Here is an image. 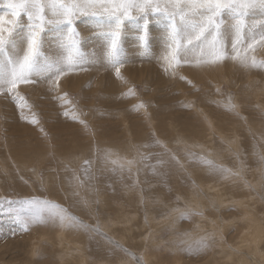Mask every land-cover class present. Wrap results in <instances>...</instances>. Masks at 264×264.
Listing matches in <instances>:
<instances>
[{"label":"rangeland","instance_id":"obj_1","mask_svg":"<svg viewBox=\"0 0 264 264\" xmlns=\"http://www.w3.org/2000/svg\"><path fill=\"white\" fill-rule=\"evenodd\" d=\"M8 3L0 0L5 19H11ZM247 19L256 23L264 18L251 10ZM164 23L151 19L147 54L136 44L135 29H126L128 59L120 76L100 63L86 64L84 70L67 72L58 84L35 78V83L19 85L15 91L23 100L15 92L0 91V264H77L80 257L86 264H120L125 258L150 264L147 252L155 264H232L240 256L241 264H264L263 252L246 253L234 244L235 226L221 229L222 237L211 236L208 227L199 229L194 216L205 211H192L195 195L189 190L196 179L226 189L232 203L219 207L218 214L207 211L211 219L239 214L237 202L243 200L264 221V175L257 169L264 166V41H251L259 56L249 54L247 41H241L237 52L247 54V65L240 64L236 74L225 67L239 61L232 59L236 53L230 46L229 57L221 62L193 65L192 59L187 66L198 67V79L190 75L191 67L163 59ZM75 27L82 51H97L94 22L81 16ZM156 49H162L160 57ZM45 50L54 54L55 46ZM253 59L258 66H251ZM227 97L236 98L238 108L223 103ZM223 136H234L238 151L228 149ZM201 144L220 152L212 159L219 154L223 160L202 156ZM29 198L59 205L87 227H68L67 221L62 226L57 218L22 231L4 213L19 205L5 202ZM133 210L139 212L136 218L130 216ZM149 210L159 218L169 212L173 226L156 222L160 232L154 234ZM170 210L180 214L177 223ZM128 216L132 233L126 236L119 229ZM61 230L65 241L59 244ZM153 235L156 250L149 247ZM224 246L234 256L225 257L226 262L216 254Z\"/></svg>","mask_w":264,"mask_h":264},{"label":"snow or ice","instance_id":"obj_2","mask_svg":"<svg viewBox=\"0 0 264 264\" xmlns=\"http://www.w3.org/2000/svg\"><path fill=\"white\" fill-rule=\"evenodd\" d=\"M8 8L11 19L0 16V91L15 92L20 100L23 97L15 91L19 85L35 83V78L58 84L67 72L84 70L86 64L100 63L120 76L128 59L126 29H135L136 44L147 54L151 19L165 22L163 59L169 65L187 63L190 58L215 64L229 57V46L236 53L232 59L240 58L247 65L237 46L241 41L256 42L257 37L264 41V19L256 23L247 19L251 10L264 18V0H9ZM81 16L95 25L93 35L99 47L91 54L82 51L78 39L75 22ZM46 45L55 46L54 54L45 50ZM251 66H258L254 59ZM200 162L215 167L203 158ZM5 203L19 205L18 209H4V213L10 214L22 231L57 218L62 226L67 221L68 227H87L47 200Z\"/></svg>","mask_w":264,"mask_h":264},{"label":"bare ground","instance_id":"obj_3","mask_svg":"<svg viewBox=\"0 0 264 264\" xmlns=\"http://www.w3.org/2000/svg\"><path fill=\"white\" fill-rule=\"evenodd\" d=\"M258 38V37H257ZM158 39H154V43H156V42H158V41H160V40H158ZM250 40H247V43L248 44H250L251 43V41L249 42ZM262 42V41H261ZM263 43V42H262ZM243 46V45H242ZM257 47V46H256ZM244 49V48H243ZM248 50H249V54H252V53H256L257 55L256 56H259L260 54H259V52L258 51H256V50H254V48H253V46H252V50L250 49V48H248ZM251 50V51H250ZM263 50V49H262ZM161 51H162V49L161 50H159V49H156L155 50V54L157 55V57H160V54H161ZM241 51V50H240ZM263 53V52H262ZM247 56V54L245 55L243 52H241L240 53V57L241 58H243V57H246ZM253 58H255V56H253ZM158 59V58H157ZM161 61V60H160ZM191 61H192V58H190V62H187V63H185V62H181V67L182 66H186L185 68L186 69H190V68H188V67H191V66H187V64H189L190 63V65H191ZM235 61V60H234ZM192 63H194L193 65H196L197 64V62H196V60L195 61H192ZM240 64H242L243 65V63H241V59L239 58V61L237 62V65L235 64L234 66H231V67H227V66H225L226 67V69L229 71V72H234L233 70H235ZM179 65V66H180ZM232 67H233V69H232ZM192 69H193V71H190L189 72V70H188V72L190 73V75L192 76V77H194V78H200V73H196V71H197V69H198V67H191ZM239 68V67H238ZM184 69V68H183ZM253 69H255V68H253ZM186 72V71H185ZM188 72H186L187 74H188ZM235 73V72H234ZM236 74V73H235ZM259 87L260 86H262V84L261 85H258ZM260 91H264V89H262V90H260ZM227 99V101H224V99L222 100V102L223 103H226V104H229V102L232 104V105H234V107L235 108H238V102H237V99L236 98H226ZM226 104H225V106H226ZM258 104H261V102H259ZM263 104V103H262ZM224 105V104H223ZM238 110V109H237ZM246 112V111H245ZM242 116V115H241ZM248 117V116H247ZM245 119V118H244ZM248 120H249V118H247ZM215 124V123H214ZM245 124V123H244ZM248 126H250V125H248ZM256 132V131H255ZM225 134V133H224ZM223 139L227 142V146H228V149L230 148V150H232V148L235 150L236 149V151H238V148H239V145L237 144L238 142H236V140H235V137L234 136H223ZM203 146H205V145H203V144H201L199 147L201 148V154H202V156H204L205 158H207V159H210V160H214V161H220L221 162V160H223L222 158H220V155L219 154H216L215 155V159H212L211 158V156L213 155V153H220V152H216V150H214V149H208V148H204ZM233 152V151H232ZM235 152V151H234ZM39 162V161H38ZM37 165V164H36ZM258 166H259V164H257ZM257 169L258 170H260L261 171V176H263L264 175V166H263V164H261L260 165V167H257ZM225 173V172H224ZM229 175V174H228ZM228 175H226V176H228ZM224 177V176H223ZM229 177V176H228ZM232 178V177H231ZM262 178V177H261ZM260 178V179H261ZM227 179H229V178H227ZM226 181V180H225ZM231 181V180H230ZM229 181V182H230ZM226 182H228V181H226ZM263 185H264V182H263ZM234 187V186H233ZM189 190H190V192L192 193V194H194L195 195V204H194V207H193V212H197V210L198 209H202V210H204L205 212L203 213V214H200V215H198V214H196V216H194V222H195V224H196V226L197 227H199V229H205L206 227H208V229H210L211 231H212V233L210 234L211 236H218V237H222L221 236V229H223V230H226V228H229L228 226H235V228H238L239 229V232L237 233L238 234V236H236L237 238H236V240L234 241V244L235 245H237V246H239L240 248H242V249H244V250H246L247 252L246 253H248V252H260L261 251V253L263 252L264 253V247L261 245V243L263 242V240H264V221L263 220H261V218L258 216V215H256V213L252 210L253 208H252V206H250V205H248V204H246L245 203V201H243V200H240V201H238L237 202V206L239 207V210H240V213L239 214H230V215H227V216H218V215H215V216H213V218L211 219L210 217H208L207 216V211H210V210H212V211H214V212H216V211H220V209H219V207H223L224 205L225 206H228L230 203H232L231 201H230V199L229 198H227L226 197V195H227V191H226V189H222V188H219V187H217L216 185H212V184H209V183H206L205 181H202V180H198V179H196V182L189 188ZM249 197H250V200H253L254 199V197L251 195V194H249ZM105 199V198H104ZM264 199V198H263ZM136 206H137V204H136ZM167 209H169V208H167ZM223 209H224V207H223ZM255 211H257V210H255ZM263 211H264V209H263ZM166 212V211H165ZM164 212V214L162 213L161 215L163 216V218H159V217H156V216H154V212H152V211H148L147 213H149L150 214V217H151V219L150 218H148V219H150L151 220V224L154 226V228H156V230H155V233L154 234H159L158 232H160V229L158 228V225L159 226H165V224L167 223V224H171V223H169V221H170V214H169V212H166L165 213ZM172 212V214H171V216L172 215H175L176 214V218H175V223H177V221H178V219H179V216H180V214H178L177 212H175L174 210H170V213ZM258 212V211H257ZM217 213V212H216ZM139 214V212L138 211H136V210H133L132 211V213L130 214V216H131V218H132V216H134V215H138ZM145 214H146V212H145ZM218 214V213H217ZM148 216V215H147ZM133 218H136V216H134ZM172 219H173V217H171ZM171 219V220H172ZM135 220V219H134ZM144 220V219H143ZM147 220V219H146ZM205 220H208V223L207 224H205L204 222H205ZM113 221H115L114 219H113ZM130 221H131V219L129 218V216H128V220H126V222H120L121 223V228L119 229V232L120 233H122L123 235H126V234H131L132 233V228H131V224H129L130 223ZM173 221V220H172ZM239 221H240V223H239ZM156 222H158V225H156ZM111 223H112V221H111ZM111 223H110V225H111ZM137 223V222H136ZM172 223H174V222H172ZM174 223V224H175ZM242 224V226H240ZM173 225L171 224V227H172ZM170 227V226H169ZM111 228V226L108 228V229H110ZM246 228L247 230H244V229ZM134 230V229H133ZM138 231V230H137ZM58 233H59V237H58V243L59 244H62L64 241H65V236H64V234H63V232H62V230L59 232L58 231ZM205 233V232H204ZM223 233H225V232H223ZM58 235V234H57ZM197 235V234H196ZM200 235V234H199ZM223 235H225V234H223ZM126 236H128V235H126ZM203 236H206V234L205 235H202V237ZM208 236V235H207ZM210 237V236H209ZM225 238V237H224ZM218 239V238H217ZM222 239V238H221ZM220 239V240H221ZM143 240H145V239H143ZM210 240V242L212 241V239L210 238L209 239ZM223 240V239H222ZM221 240V241H222ZM54 241H55V239H54ZM141 241V240H140ZM151 243L149 244V247L151 248L152 247V249H155V247H157V243L158 242H156L155 241V236L153 235L152 237H151V239L149 240ZM228 241V240H227ZM56 242V241H55ZM176 242V241H175ZM215 241L213 240V243H214ZM212 243V242H211ZM212 243V244H213ZM229 243V242H228ZM231 244V243H230ZM232 244H233V242H232ZM263 244H264V242H263ZM56 245H57V243H56ZM218 245V244H217ZM226 245V244H225ZM78 246V245H77ZM140 246V245H139ZM220 246V245H219ZM227 246H229V245H227ZM227 246H224L219 252H216V254H219L218 256H217V258L219 257V256H222V257H224V261H225V257H227V258H231V257H234L231 253H229L230 252V247H232L231 245H230V247H229V249H227V248H225V247H227ZM239 247L237 248V249H239ZM234 248H236V247H234L233 246V249ZM75 249V248H74ZM156 250V249H155ZM231 250H232V248H231ZM218 251V250H217ZM234 251V250H233ZM235 252V251H234ZM214 253H215V251H214ZM239 253V252H238ZM244 253V252H243ZM35 253L33 252V255H34ZM245 254V253H244ZM258 254V253H257ZM58 255H59V257L61 258V260H63V259H66V254L64 253V252H58ZM83 255V254H82ZM151 255V254H150ZM239 255H241V254H239ZM243 255V254H242ZM254 255V254H253ZM145 256H146V258L148 259V262L150 263V264H155V263H153V261H151V257L149 256V254H148V252L147 253H145ZM248 257H250V256H248ZM255 257H256V255H255ZM258 257V256H257ZM256 257V258H257ZM243 257H239V258H237V260L236 261H234L233 263L234 264H239L240 263V261H241V259H242ZM260 258V257H259ZM131 259V258H130ZM215 259H216V257H215ZM214 260V259H213ZM223 260V259H222ZM244 260H245V258H244ZM248 260V259H247ZM258 260V259H257ZM262 260V259H261ZM220 261V260H219ZM218 261V262H219ZM223 261V262H224ZM249 261V260H248ZM102 262V261H101ZM104 262H105V260H104ZM218 262H214L215 264H222V263H218ZM226 262V261H225ZM119 263L120 264H133L134 262L132 261L131 262V260H129V259H127V258H125V259H122V260H120L119 261ZM213 263V264H214ZM228 263V262H227ZM232 263V262H231ZM232 263V264H233ZM255 263V262H254ZM260 263V262H259ZM262 263V262H261ZM77 264H86L85 263V258L84 257H80V260L78 261V263ZM103 264V263H102ZM241 264V263H240ZM246 264H251V262L249 261V262H247Z\"/></svg>","mask_w":264,"mask_h":264}]
</instances>
